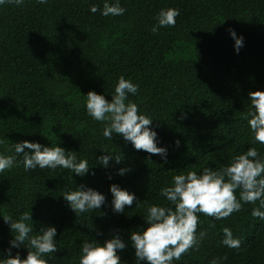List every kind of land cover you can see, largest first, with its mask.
<instances>
[{"label":"trees","instance_id":"trees-1","mask_svg":"<svg viewBox=\"0 0 264 264\" xmlns=\"http://www.w3.org/2000/svg\"><path fill=\"white\" fill-rule=\"evenodd\" d=\"M103 2L26 0L21 7H0V139H5L0 151L12 154V142L25 139L59 143L95 166L90 170L95 175L85 177H71L61 168L25 171L22 164L0 173V214L16 219L31 209L33 234L41 225L57 227L58 250L45 255L48 264H79L82 243L102 242L109 229H123L124 239L131 230H142L147 206L167 203L160 189L170 186L174 175L222 169L247 147L264 155V145L254 141L247 125L248 93L264 90V0H120L127 9L122 16L89 11ZM168 7L180 9L176 25L153 33L158 11ZM229 28L244 37L239 54ZM120 75L139 84L130 99L154 119L150 127L168 147L167 162L155 155L150 160L151 154L121 139L108 140L103 123L87 115L83 95L94 90L111 99ZM181 112L186 119H177ZM101 151L122 160L105 169L95 164ZM129 166L130 173L116 175ZM111 183L135 192L141 205L114 214ZM80 184L103 192L106 205L72 212L62 196ZM253 207L258 203L215 221L201 214L197 231L205 236L199 250L174 264H210L213 258L218 264H264V221L251 215ZM224 227L241 240L239 250L221 243ZM9 239L0 218V253ZM16 251L26 256V249ZM133 253L129 247L122 260L132 264Z\"/></svg>","mask_w":264,"mask_h":264},{"label":"clouds","instance_id":"clouds-1","mask_svg":"<svg viewBox=\"0 0 264 264\" xmlns=\"http://www.w3.org/2000/svg\"><path fill=\"white\" fill-rule=\"evenodd\" d=\"M49 0H36L37 4L46 5ZM26 0H0V7L14 5L21 7ZM91 13L100 12L102 16H122L127 9L120 0H104L100 7L92 4ZM180 9L168 7L160 9L155 17L151 31L158 33L161 28L174 27ZM234 40V51L239 54L244 46L243 35H237L235 29H227ZM139 84L124 75L117 78L111 99L94 90L87 92L85 110L94 121L103 123V137L113 141L121 139L125 144L131 143L134 150H143L151 156L167 162L168 147L162 144L159 133L150 125L154 119L143 112L140 106L130 97L137 96ZM251 109L248 113L247 125L256 143L264 145V90L248 93ZM187 114L181 112L177 119L184 120ZM7 139V138H6ZM5 139H0V145ZM175 147L180 140H174ZM6 155L0 151V173L13 170L23 165L25 171L36 168L67 169L71 177L95 175L90 171L87 159H78L76 152L56 144H42L37 141L20 140L12 142ZM96 156L95 164L107 169L110 161L121 162L119 156L101 151ZM132 168L121 167L116 175L125 176ZM112 179L111 175L107 177ZM108 191L111 194V210L114 214L124 215L127 208L139 207L142 200L135 192L122 188L118 183H111ZM165 204H149L143 218L142 230L130 231L128 238H122L123 229H109L110 235L103 239L84 241L81 245L79 264H128L122 260L121 254L129 247L134 250L132 264H174L191 251H198L205 236L204 231H197L201 222V214L211 217L213 221L230 217L241 211L243 204H257L251 215L264 221V155L255 147L236 154L222 169L214 170L205 167L202 171L188 170L172 177V184L160 189ZM63 199L68 208L75 214L89 213L106 205V195L85 184L75 186V190H65ZM106 215V213H103ZM0 218L9 228L8 247L0 253V264H48L46 254H54L57 250V227L41 225L33 234L34 222L31 209L22 212L18 218L0 214ZM221 243L230 249L239 250L241 240L233 236L230 227L222 229ZM97 236L103 233L97 230ZM13 249H26V256L20 251L13 254ZM227 257L225 256L224 259ZM219 258H213L210 264H218Z\"/></svg>","mask_w":264,"mask_h":264}]
</instances>
